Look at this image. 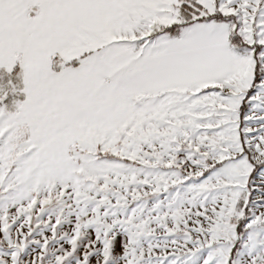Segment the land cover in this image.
Segmentation results:
<instances>
[{
	"label": "snow or ice",
	"instance_id": "6c2138e0",
	"mask_svg": "<svg viewBox=\"0 0 264 264\" xmlns=\"http://www.w3.org/2000/svg\"><path fill=\"white\" fill-rule=\"evenodd\" d=\"M0 264H264V0H0Z\"/></svg>",
	"mask_w": 264,
	"mask_h": 264
}]
</instances>
